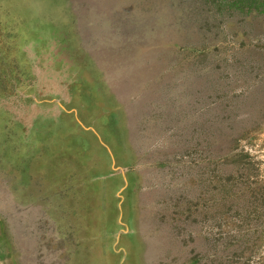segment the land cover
Segmentation results:
<instances>
[{
    "label": "rangeland",
    "instance_id": "374dc122",
    "mask_svg": "<svg viewBox=\"0 0 264 264\" xmlns=\"http://www.w3.org/2000/svg\"><path fill=\"white\" fill-rule=\"evenodd\" d=\"M231 3L0 0V264H264V10Z\"/></svg>",
    "mask_w": 264,
    "mask_h": 264
},
{
    "label": "trees",
    "instance_id": "16d2710c",
    "mask_svg": "<svg viewBox=\"0 0 264 264\" xmlns=\"http://www.w3.org/2000/svg\"><path fill=\"white\" fill-rule=\"evenodd\" d=\"M241 1L242 2L243 1L249 2L250 3V6H253V7L257 5L258 7H262L263 10H264V0H231L232 3L230 5L231 6H235V7L236 6H240L241 3H242ZM1 89L2 88H0V91H1Z\"/></svg>",
    "mask_w": 264,
    "mask_h": 264
}]
</instances>
